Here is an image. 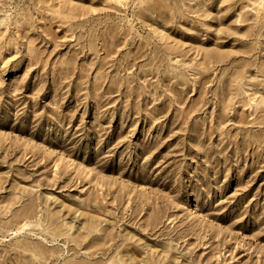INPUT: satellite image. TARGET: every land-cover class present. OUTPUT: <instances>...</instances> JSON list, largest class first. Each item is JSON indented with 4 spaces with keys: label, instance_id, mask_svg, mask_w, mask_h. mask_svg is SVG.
Masks as SVG:
<instances>
[{
    "label": "rangeland",
    "instance_id": "1",
    "mask_svg": "<svg viewBox=\"0 0 264 264\" xmlns=\"http://www.w3.org/2000/svg\"><path fill=\"white\" fill-rule=\"evenodd\" d=\"M0 264H264V0H0Z\"/></svg>",
    "mask_w": 264,
    "mask_h": 264
}]
</instances>
